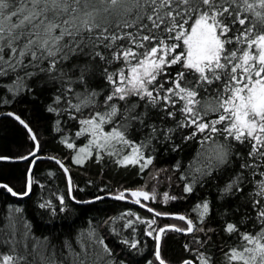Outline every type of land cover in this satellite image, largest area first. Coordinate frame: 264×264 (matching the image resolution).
<instances>
[{"label":"snow or ice","instance_id":"1","mask_svg":"<svg viewBox=\"0 0 264 264\" xmlns=\"http://www.w3.org/2000/svg\"><path fill=\"white\" fill-rule=\"evenodd\" d=\"M41 113L67 155L43 151L31 119ZM4 117L27 147L0 152V163L24 164L19 186L0 174V264H264V0H0ZM160 158L171 163L156 167ZM41 159L59 166L66 191L33 200V219L28 200L48 183ZM106 160L152 169L151 188L110 189ZM93 162L105 165L99 183L87 178ZM193 195L195 218L151 203ZM106 198L151 215L90 213L78 226ZM172 232L191 237L190 255H163Z\"/></svg>","mask_w":264,"mask_h":264},{"label":"trees","instance_id":"2","mask_svg":"<svg viewBox=\"0 0 264 264\" xmlns=\"http://www.w3.org/2000/svg\"><path fill=\"white\" fill-rule=\"evenodd\" d=\"M17 107L24 109V105H17ZM31 119L33 120V126L36 128L37 132L40 135L43 151L45 153L50 154H60L61 156L67 155L68 150L63 149L54 139L53 137L56 135L51 130L50 119L43 115L42 113L37 118L36 114H33ZM24 130L21 126H19L14 120L11 118H0V152H17L22 151L24 147H27L25 144V136ZM166 158H160L154 162L156 167H163L165 164H170ZM107 165L106 170L103 174V180L105 183L109 184V188L113 189L117 185L123 186H132L135 187L137 185L143 184L145 181H148L149 188H151L153 181L150 179V172L152 169H146L143 176L137 175L139 169L136 168H116L111 165L107 160L105 161ZM105 165H98L95 162L88 165L89 168V176L87 178L96 179L97 182H100L101 173L99 172L100 167H104ZM24 168L23 162H10L7 164L0 163V174H2L5 178L12 179L13 182L17 183L19 186V182L16 177L19 175L21 169ZM53 169L56 171V177L52 178L47 175V170ZM35 172L37 179L43 177L48 183L46 186L41 189L39 185H35L33 189V193L31 194V199L28 200V215L29 217L36 219L34 215V209L32 205V201L37 199L39 196L43 195L45 197L52 195L53 199H55V195L57 189L60 191H66V178L64 177L62 170L59 169V166L50 160H40L35 167ZM72 174L77 180V182L83 183L85 176L83 175L82 169L79 167H72ZM169 189V183L166 179H162L158 191L163 192L164 190ZM171 191L175 193H179L181 188L178 185L177 177L173 175L171 182ZM152 206L157 208H166L171 211H182L187 212L195 218L196 213L192 211L194 204L196 203V196L193 195L189 197L187 200L181 199L178 201H170L167 206L159 203V202H151ZM79 207V206H78ZM125 208H132L137 212H140L141 215H151L146 209L142 208L136 204H130L120 200H114L106 198L102 203H96L90 206H87L83 214L80 216V219L77 221L78 226L84 223L87 220V216L91 214H96L98 216H111L115 213L122 212ZM4 208L0 207V213H3ZM161 222H175L178 224H183L182 221L173 220L169 218H160ZM3 223L2 215H0V224ZM37 230H39V221L37 220ZM191 237L187 234L180 233H169L163 244V255L166 258H169L173 261L180 258L181 256L190 255L189 253H185L183 250V243L185 239H190ZM149 241L151 238H147ZM228 238L225 237V241L227 242ZM217 243H219V239H217ZM217 259H220L219 255Z\"/></svg>","mask_w":264,"mask_h":264},{"label":"water","instance_id":"3","mask_svg":"<svg viewBox=\"0 0 264 264\" xmlns=\"http://www.w3.org/2000/svg\"><path fill=\"white\" fill-rule=\"evenodd\" d=\"M41 160H44V159H41ZM47 160V159H46ZM51 161V160H50ZM54 162V161H53ZM109 199H114V198H109ZM114 200H116V199H114ZM124 202H127V203H130V204H134L132 201H124ZM140 206V205H139ZM147 210V209H146ZM148 211V210H147ZM169 219H171V218H169Z\"/></svg>","mask_w":264,"mask_h":264}]
</instances>
